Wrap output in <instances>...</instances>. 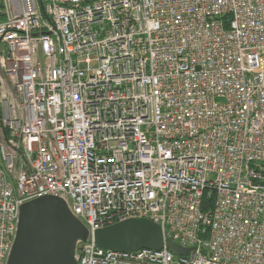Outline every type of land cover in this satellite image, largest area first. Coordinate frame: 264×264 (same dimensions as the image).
Listing matches in <instances>:
<instances>
[{
    "label": "built area",
    "instance_id": "1",
    "mask_svg": "<svg viewBox=\"0 0 264 264\" xmlns=\"http://www.w3.org/2000/svg\"><path fill=\"white\" fill-rule=\"evenodd\" d=\"M43 5L0 0V264L46 196L91 231L78 264H264V0ZM129 219L164 248L96 245Z\"/></svg>",
    "mask_w": 264,
    "mask_h": 264
},
{
    "label": "water",
    "instance_id": "2",
    "mask_svg": "<svg viewBox=\"0 0 264 264\" xmlns=\"http://www.w3.org/2000/svg\"><path fill=\"white\" fill-rule=\"evenodd\" d=\"M44 11L43 0H39ZM91 231L61 198L46 196L20 208L14 244L6 264H78L75 254L79 242L87 243ZM96 245L106 251H159L164 248L160 225L148 219H129L99 229ZM176 256L188 252L167 242Z\"/></svg>",
    "mask_w": 264,
    "mask_h": 264
},
{
    "label": "trees",
    "instance_id": "3",
    "mask_svg": "<svg viewBox=\"0 0 264 264\" xmlns=\"http://www.w3.org/2000/svg\"><path fill=\"white\" fill-rule=\"evenodd\" d=\"M215 202H216V196L214 193L212 195L206 194L205 199H204V210L210 211L214 209Z\"/></svg>",
    "mask_w": 264,
    "mask_h": 264
}]
</instances>
